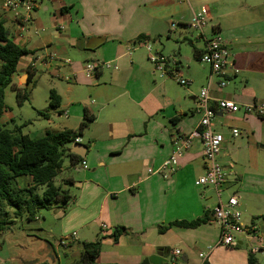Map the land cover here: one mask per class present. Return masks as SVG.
Listing matches in <instances>:
<instances>
[{
	"label": "crops",
	"instance_id": "1",
	"mask_svg": "<svg viewBox=\"0 0 264 264\" xmlns=\"http://www.w3.org/2000/svg\"><path fill=\"white\" fill-rule=\"evenodd\" d=\"M48 1L53 14H47L48 6L45 12L36 8L27 32L31 27L36 30L26 36L15 16L0 6V18L5 26L10 23L13 27L12 40L34 52L21 58L25 69L18 77H28L29 67L36 72L44 57L53 55L47 71L69 77L81 90L80 96L70 99L62 91L56 92L60 96L58 115L81 123L88 111L95 120L78 138L87 149L86 168L82 162L73 166L65 157L55 179L70 200L51 206L48 228L40 214L34 221L21 219L20 232L15 221L0 237V264H63L64 257L70 263L79 258L82 243L98 239L102 251L97 264H143L157 254L171 264L176 250L181 257L175 264H202L200 253L208 254L207 264H250L251 257L255 264H264V251L250 253L251 245L264 241L263 118L246 114L243 108L232 113L217 111L215 130L223 136L217 160L226 179L219 192L196 185L206 171L199 139L178 159L176 173L168 178L159 173L174 152L175 139L197 130L201 119L198 98L209 82L212 98L232 100L240 106L264 103V0H186L188 7L182 0ZM202 7L207 9L208 22L199 32L190 23ZM37 26H46L42 31L51 32L40 34ZM214 34L223 37L229 59L239 71L222 89L220 77L198 59ZM141 35L149 39L141 40ZM156 40L161 50H153ZM150 54L169 60L167 76L155 71ZM70 56L74 61L66 63ZM88 63H105L110 68L89 75ZM62 70H68V76L59 74ZM175 74L191 85L181 86ZM1 122L7 124L5 115ZM233 130L239 136L234 137ZM31 184V177L17 179L19 188ZM234 194L242 223L254 229L255 237L241 235L238 246H219L220 229L213 210ZM206 215L209 222L196 228L173 226L163 234L158 231L160 226ZM117 227H125L131 234L115 242L111 234ZM43 235L46 237L41 238ZM57 236L66 238L64 246L60 239L58 246L50 243ZM28 239L38 242V247L34 249ZM159 248L170 249V255Z\"/></svg>",
	"mask_w": 264,
	"mask_h": 264
},
{
	"label": "trees",
	"instance_id": "2",
	"mask_svg": "<svg viewBox=\"0 0 264 264\" xmlns=\"http://www.w3.org/2000/svg\"><path fill=\"white\" fill-rule=\"evenodd\" d=\"M139 39L149 38L141 35ZM33 54V51L20 47L12 40L11 32L5 26V21L0 18V237L15 224L16 220L26 218L34 221L38 218L40 210L50 209L57 203L66 204L70 200V194L58 187L55 179L62 171L65 157L71 159L73 166L83 162V158L70 152L69 145L77 142L95 120L94 115L86 111L77 131L71 129L60 132L47 131L40 138L23 134L22 127L7 129L2 124V117L9 111L4 102L5 89L12 84L21 58ZM27 72L29 84L36 72L32 70V67H29ZM13 89L16 92L18 105L22 106L30 100L26 89L17 86ZM59 109L60 96L56 91L51 90L49 110L60 114ZM39 115L46 119L50 116L49 112L42 111ZM22 176L32 178V184L28 188L17 186V179ZM40 188H44L42 194L39 193ZM209 220V215H206L193 221H175L166 226H160L158 231L163 234L173 226L196 228ZM129 234H131L129 229L117 227L111 237L116 242L120 236ZM62 243L63 241L60 245L64 246ZM81 249L79 258L70 264H97L102 251L101 239L82 243ZM160 251L167 256L170 255V249L159 248ZM255 263V259L251 257L250 264Z\"/></svg>",
	"mask_w": 264,
	"mask_h": 264
},
{
	"label": "built area",
	"instance_id": "3",
	"mask_svg": "<svg viewBox=\"0 0 264 264\" xmlns=\"http://www.w3.org/2000/svg\"><path fill=\"white\" fill-rule=\"evenodd\" d=\"M0 6L13 13L18 28L22 32H27L30 16L35 8V3L30 0H0ZM208 22V12L206 7H202L199 12L193 14L190 27L196 31L202 32ZM38 34V31H36ZM148 51H151L148 47ZM53 55L45 56L42 64L47 66L53 60ZM199 62L208 66L212 70V74L220 77L218 83L219 89L225 88L228 78L234 73H238L229 59L226 49V42L218 34H214L207 42L205 53L198 58ZM150 61L154 64L155 71L160 76H167L166 67L169 60L162 55L150 54ZM69 63V60L66 61ZM110 68L109 64H86V72L89 75H95L99 68ZM115 69H117L115 67ZM175 80L183 87H188L191 82L184 79L178 74L173 76ZM244 109L246 114H256L264 119V103H254L250 105L240 106L236 102L227 99H215L210 95V82L200 91L198 98L197 112L201 115L200 123L197 130L190 133L185 138H176L174 141V152L163 164L159 173L165 178L171 177L177 171L178 159L183 152L190 148L194 139H199L203 146V157L206 163L205 173L196 181L197 186L212 187L218 192L224 185L225 171L219 164L217 158L222 150L223 136L215 130L216 113L218 110L224 113H232ZM234 137L239 136L238 130H233ZM82 166L86 168V162H82ZM239 199L237 195H232L225 204L220 203L213 210V220L220 229L218 245L224 247H236L239 245L241 235L248 238L255 237L254 229L247 228L242 223V213L238 208ZM75 235V234H74ZM73 235V236H74ZM65 244L64 242L62 243ZM258 251H264V241L260 240L258 246L251 245L250 253L255 254ZM181 257V252L176 250L171 258V264H175L176 260ZM199 257L202 264L206 262L207 253H200Z\"/></svg>",
	"mask_w": 264,
	"mask_h": 264
},
{
	"label": "rangeland",
	"instance_id": "4",
	"mask_svg": "<svg viewBox=\"0 0 264 264\" xmlns=\"http://www.w3.org/2000/svg\"><path fill=\"white\" fill-rule=\"evenodd\" d=\"M30 1H33L35 3L34 10L37 8L36 11L45 12L44 8L48 6L49 10L47 11V14L48 15L53 14L52 6L48 0H30ZM182 1L188 7L187 1L186 0H182ZM11 14L14 17V14L13 13ZM6 27L9 28L8 30H10L12 34L13 32L12 25L8 23ZM37 27H38L37 30L40 32V34L51 32L49 29L42 31V27L45 28L46 26H41V27L37 26ZM35 30H36L35 28L31 27L29 32L24 33V36L34 33ZM151 46L153 47L154 51L159 47L160 50L163 48L159 40H156L155 43H152ZM68 60L74 61V57L70 56V59ZM23 63L24 61L19 64L18 72L16 75H14L12 84L9 85L4 92V102L9 108V111L5 114V120L7 121L5 127L7 129L22 127V133L29 135L33 138L41 137L45 135L47 131L60 132L66 129H72L74 131L78 130L80 125L79 122H77L75 119H72L71 117L69 120L68 118H65L63 116L60 117L57 111L49 110L48 101H49L50 91L52 89L58 92V94L61 93L60 91H62V93L66 96V98L70 99L75 95L80 96L78 95V93H80L81 91L80 88L77 87V85L74 82H71L72 79L69 80L68 79L69 77L67 78L63 76L65 77L64 79L61 77H57L54 74H50L47 71L46 66H44L43 64L41 65L38 64L37 71L33 80L31 81V83L26 84L28 83V77L26 75L22 76L21 80L18 77L19 74L22 73V70L25 69ZM67 71L68 70H62V72L59 74L67 75ZM15 86H19V88L26 89L30 96V100L25 102L22 106L18 105L16 99V92L13 89ZM38 111L49 112L50 118L46 119L38 115L37 113ZM66 162L67 160L65 159V163ZM66 176H67L66 174L63 175V177ZM57 184L60 185L59 182H57ZM43 190L44 188H40L39 193L42 194ZM39 214L45 218V223H46L45 227L48 228V226L52 223L51 213L49 209H42L40 210ZM17 226L18 227L16 230H18L19 232L23 230L21 219L18 220ZM54 227L55 225L53 226V228ZM57 230L58 229L56 228V231ZM37 235L39 236V234ZM45 237L46 235L41 236V238H45ZM17 238L18 237L16 236V239ZM59 239L60 238L57 236L55 239L50 238L49 241L52 245L58 246ZM64 239L66 238L64 237L60 239V241H63L66 244V241ZM27 242L32 243L31 245H33L34 249L38 247L36 246L38 242H35L36 243L35 244L32 242V239H28ZM63 252H64L63 247H60V253ZM62 261L63 264H70L69 263L70 260L65 261V257L62 259Z\"/></svg>",
	"mask_w": 264,
	"mask_h": 264
},
{
	"label": "water",
	"instance_id": "5",
	"mask_svg": "<svg viewBox=\"0 0 264 264\" xmlns=\"http://www.w3.org/2000/svg\"><path fill=\"white\" fill-rule=\"evenodd\" d=\"M71 153L75 154L81 158H85L86 156V147L79 143L78 141L73 143L71 148ZM182 260L186 261L185 256H182ZM169 259L163 258V255L157 254L154 256L149 257L143 264H167Z\"/></svg>",
	"mask_w": 264,
	"mask_h": 264
}]
</instances>
